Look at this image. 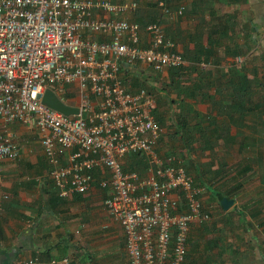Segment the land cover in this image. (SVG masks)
I'll list each match as a JSON object with an SVG mask.
<instances>
[{"label":"built area","instance_id":"obj_1","mask_svg":"<svg viewBox=\"0 0 264 264\" xmlns=\"http://www.w3.org/2000/svg\"><path fill=\"white\" fill-rule=\"evenodd\" d=\"M157 5L171 19L184 11ZM135 7L0 0V163L19 155L8 125L34 128L58 198L87 192L94 170L107 174L98 182L106 190L100 208L122 232L127 264H183L190 226L207 222L211 211L181 160L156 153L154 100L143 88L130 92L120 72L139 65L161 73L184 61L159 24L140 28L126 18ZM45 91L77 112L66 116L45 106ZM132 154L142 156L143 176L123 170L121 159Z\"/></svg>","mask_w":264,"mask_h":264},{"label":"crops","instance_id":"obj_2","mask_svg":"<svg viewBox=\"0 0 264 264\" xmlns=\"http://www.w3.org/2000/svg\"><path fill=\"white\" fill-rule=\"evenodd\" d=\"M110 1L134 2L136 7L126 18L140 26L159 24L185 61V76L178 82L189 86L186 91L191 96L183 100L186 104L183 113L193 116L188 120L190 154L185 157V167L193 177L194 186L200 189L198 197L201 204L211 211V220L190 226L183 264H206V259H211L212 264H264V174L259 177L256 174V177V172L249 165L234 173H229L230 167L225 162L216 165L215 158L222 159L224 141L222 138L216 141L210 135L211 131L219 128L220 131L227 130L229 138L234 141L236 134L246 130L249 136L241 137L247 138L246 147L258 146L255 145L258 137L253 127L258 124V116L252 113L257 105L255 93L250 94V99L245 102V107L250 108V115L245 116L242 123L234 125L238 115L222 107L229 103L223 100L226 92L222 91V63L229 65L223 73L243 67L249 79L252 77L248 71L259 63L263 74L257 70V76H264V0ZM159 2L170 10L182 6L184 11L181 16L171 19L161 13L157 5ZM140 37L141 45H147L143 32ZM227 48L235 49L240 55L234 58L223 56ZM198 50L212 51L216 58L210 57L207 64L197 63L195 51ZM200 65L210 72L204 78L206 86L210 87L195 92L193 89L196 88L191 85L194 82L197 84ZM168 71L158 73L161 79L165 78L166 85L169 82ZM120 73L130 92L146 86L154 91L151 93L144 89L155 100V110L158 111L155 117L165 123L155 148L159 154L158 145H163L160 147L163 154L167 147V135L177 130L174 124H170L172 130L167 129L169 117L165 112L173 109L177 115L181 97L173 87H167L168 92L159 91L153 82L154 72L145 66L136 65ZM199 95L202 96L201 102ZM91 101L94 103L96 99L91 98ZM195 114L209 117L211 121L215 116L216 119L214 122H201L196 127ZM8 129L15 135L19 155L12 162L0 163V264H20L28 259L37 264L61 259H66L67 264H100L106 259L113 264L119 256H125L123 235L118 224L100 208L106 190L100 189L98 182L107 174L94 170L93 183L87 192L58 198L48 177L50 168L43 156L37 131L18 123L8 125ZM201 131L208 132V135H201ZM233 141L229 148H224L225 152L231 151ZM206 142L209 143L206 145ZM225 152L223 155H226ZM199 154L202 155L200 158ZM250 160L252 162L257 158ZM120 162L123 170L142 176L146 173L140 155H127ZM251 175L256 177V185L248 188L245 180ZM224 180L226 182L223 183ZM221 199L231 202L225 210L217 202ZM207 225H214V228L209 229ZM192 242L198 247L193 257L190 256ZM113 250L119 251L120 255H115ZM189 256L197 262L194 263ZM125 262L127 264L126 257Z\"/></svg>","mask_w":264,"mask_h":264},{"label":"trees","instance_id":"obj_3","mask_svg":"<svg viewBox=\"0 0 264 264\" xmlns=\"http://www.w3.org/2000/svg\"><path fill=\"white\" fill-rule=\"evenodd\" d=\"M223 38H224V34H222V39ZM195 53H196V55H198V58L195 59L196 60L195 62H197V63L207 64V62L209 61L208 59L210 57H213L214 59L216 58L214 56L213 52L208 51V50L207 51L198 50V51H195ZM238 55H240V53L238 51H236L235 49L227 48L223 51V56H228L230 58H234ZM216 63H217V61H216ZM252 69H253L252 71H248L249 74L251 73L252 78H250V79L246 77V75H245L246 73L244 74L245 70L243 67H241L238 70L228 69L226 72H224V73L222 72V80H223L222 82L224 83V84H222V91L226 92L223 100L226 99L229 101L227 106L222 105V107L227 108V110L229 109L231 113L233 110L238 115V118L236 119L234 125H236L237 123H242L244 120V117L248 116V114L250 115V108L247 109L245 107V102L248 101V99H250L249 95L252 93H255L254 94V97L256 98L255 102H257L256 110H252V113H257L258 119H260L259 116L261 114L262 115L264 114V84L261 81V79L257 76L256 68L254 67ZM183 73H184L183 67H178L177 69L169 70L168 71L169 82L166 85V87H168V88L173 87L177 91L176 94L178 95V97H181V100L179 101L180 102L179 103L180 108L178 109V114L176 115V123H174V126L177 129L175 131V134L180 132V135H184L185 140H187V139H189V134H190V130H189V126H188V120H189V118L192 119L193 116L189 115L188 113L187 114L183 113V109H185V107H186V104L183 103V100L190 99V96H191V95H188V92L186 91V88L189 86L185 87V86L181 85L180 82H178V79H180L182 76H184ZM209 75H210V72L198 69V71H197V84L194 82L191 85L192 87L196 88V89H193L195 92H197L199 90L205 91L210 87L209 85L206 86L205 80H204V78L208 77ZM179 90H180V92H179ZM194 94L195 93H193V95ZM260 100H262V102ZM199 101L200 102L202 101L201 95H199ZM220 110H222V108ZM183 115H184V117H183ZM194 117L196 118V123H197L196 127H199V124H201V122L211 120V119H209V117L201 116L199 114H195ZM154 118H155V121L158 123L159 127H162L165 125V123L162 120H158L155 117V112H154ZM215 119H216V116L213 118L212 122H214ZM257 123L258 124L256 126H253L254 130L256 129L255 133H257L258 129H261L264 127V121L259 122V120H258ZM219 132H222V133L219 135ZM204 134L208 135V132L201 131V135H204ZM210 135L216 141H217V139L222 138V141H224V142H222L224 148H229L230 142L233 141L232 138H229L227 130H225V131L221 130L220 131L219 128H217V129L211 131ZM262 142H264L263 137L256 140L255 145L257 146L258 143H262ZM208 143L209 142H206V145ZM208 146H210V144ZM208 146H206V148H209ZM135 155L137 156L138 154H135ZM142 160H143V158H142ZM144 166L146 167L145 164H144ZM124 171L128 172L131 170H124ZM52 186H53V184H52ZM197 198L199 199V197H197ZM217 202L219 203V200Z\"/></svg>","mask_w":264,"mask_h":264},{"label":"rangeland","instance_id":"obj_4","mask_svg":"<svg viewBox=\"0 0 264 264\" xmlns=\"http://www.w3.org/2000/svg\"><path fill=\"white\" fill-rule=\"evenodd\" d=\"M233 62H235L233 60ZM238 64V63H237ZM222 65L224 66L223 69H222V72L225 71V69L229 66L227 63H222ZM263 66V65H262ZM240 67V66H239ZM263 67H260L259 66V63L256 65V71L258 70L259 74H263ZM262 70V71H261ZM153 75H155V77L153 78V82H155L156 86H158V90L159 91H163V92H168L169 90L167 89L166 87V84L164 83L165 82V78L164 79H161L159 77V74L158 73H153ZM185 76V75H184ZM259 78L261 79V81L263 82L264 84V76H259ZM143 89H148V91H150L151 93H154V91L152 89H149V86H146L145 87H142ZM259 95V94H258ZM169 99V98H168ZM256 100V98H255ZM254 100V101H255ZM262 102V100H260ZM171 103V102H170ZM165 106V105H164ZM166 115L169 117L167 118L164 117V119L167 118V129H170L172 130V127L170 126V124H174L176 122V113L173 109L171 110H166ZM155 114H158V111L155 110ZM184 117V115H183ZM260 121H264V116L260 115L259 116ZM211 121V120H210ZM212 122V121H211ZM163 128V127H162ZM161 129V127H160ZM258 138H264V127L261 128V129H258L257 133L255 134ZM242 136L244 137H247L249 136V133L246 131V130H243L242 131V134L238 133L236 134L235 136V139L234 141L232 142V149L231 151L229 152H225L224 148L222 149V159H219L218 157L215 158V162H216V165L221 163V162H225L226 165H229L230 169H229V173L231 172H237L239 171L240 169L242 170V168H244L245 166L247 167V165L250 166V168L256 172L255 173V176L256 174L258 175V177L261 175V174H264V142L262 143H258L257 145V148H251V147H246V143H247V138H241ZM254 136V135H253ZM188 140H185L184 138V135H180V132L178 133H172V134H168L166 139H165V144L167 145L166 147V150L163 154L160 153V147L163 146L161 144L158 145V154L161 158H164L166 156H176L178 157L179 159H181L182 161V165L184 166V169L186 170V165H187V161H185V157H187V153H189V143H188ZM245 145V146H243ZM183 150H185V153L183 152ZM224 150V151H223ZM223 152H225L226 155H223ZM190 154V153H189ZM196 154V152H195ZM211 155V154H210ZM199 158L200 156H202L201 154L198 155ZM253 157V159H256L257 160H254L251 162V158ZM187 160V159H186ZM241 160H243V162L241 163ZM213 162H214V158H213ZM212 162V163H213ZM241 163V164H239ZM209 166V165H208ZM227 167V166H226ZM228 168V167H227ZM143 173V171H141ZM137 173V172H136ZM142 175V174H140ZM192 176V175H191ZM254 175H251L250 177H248V179H246V186L248 188H252L256 185V177ZM193 178V177H192ZM226 182V180L223 181V183ZM263 207V206H261ZM260 216V215H259ZM211 220V219H210ZM205 223H209V220ZM207 226H210L209 229L211 228H214V225H207ZM211 231L209 230V233ZM198 247L196 244H194L193 242L190 243V256L193 257V253L195 250H197ZM114 254L119 256L120 255V252L119 251H116V250H113ZM189 258L191 260L195 262H197L195 259H193L192 257ZM212 260L211 259H206L204 261V263L206 264H212L211 263ZM100 264H110L106 259L105 260H101V263ZM113 264H126L125 262V256L123 255L122 257L119 256V260L114 262Z\"/></svg>","mask_w":264,"mask_h":264},{"label":"water","instance_id":"obj_5","mask_svg":"<svg viewBox=\"0 0 264 264\" xmlns=\"http://www.w3.org/2000/svg\"><path fill=\"white\" fill-rule=\"evenodd\" d=\"M41 103L66 116L70 114H75L77 112L75 108H70L68 106L63 105L49 91L44 92L41 98ZM230 203L231 202L226 199H221L219 202L221 208H223L224 210L230 205Z\"/></svg>","mask_w":264,"mask_h":264},{"label":"clouds","instance_id":"obj_6","mask_svg":"<svg viewBox=\"0 0 264 264\" xmlns=\"http://www.w3.org/2000/svg\"><path fill=\"white\" fill-rule=\"evenodd\" d=\"M140 26V25H139ZM145 25H143V26H140V28H143ZM173 43V42H172ZM173 46H174V44H173ZM174 51H176L175 50V46H174ZM177 52V51H176ZM178 53V52H177ZM180 54V53H179ZM180 56H181V54H180ZM182 57V56H181ZM183 59V58H182ZM183 61H184V59H183ZM184 64H185V61H184ZM184 66V65H183ZM183 66H181V67H183ZM203 65H200V69L201 70H203ZM178 68V67H177ZM177 68H170V69H166L165 71H167V70H171V69H177ZM152 71V70H151ZM153 72V71H152ZM164 72V71H163ZM154 73H158V72H154ZM153 98V97H152ZM153 100H154V98H153ZM154 103H155V100H154ZM64 105V104H63ZM157 123V122H156ZM158 124V123H157ZM159 126V125H158ZM160 128V127H159ZM161 130V129H160ZM142 157V156H141ZM132 172H134V171H132ZM139 174V173H138ZM140 175V174H139ZM205 209V208H204ZM205 223V222H204ZM67 264V263H66Z\"/></svg>","mask_w":264,"mask_h":264}]
</instances>
